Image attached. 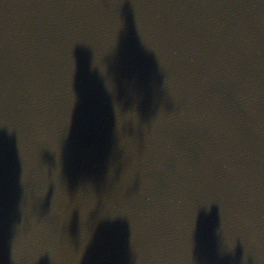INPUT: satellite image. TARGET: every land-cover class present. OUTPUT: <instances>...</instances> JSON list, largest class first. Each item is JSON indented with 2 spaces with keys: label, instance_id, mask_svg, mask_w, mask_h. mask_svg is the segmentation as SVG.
<instances>
[{
  "label": "water",
  "instance_id": "water-1",
  "mask_svg": "<svg viewBox=\"0 0 264 264\" xmlns=\"http://www.w3.org/2000/svg\"><path fill=\"white\" fill-rule=\"evenodd\" d=\"M0 264H264V0H0Z\"/></svg>",
  "mask_w": 264,
  "mask_h": 264
}]
</instances>
